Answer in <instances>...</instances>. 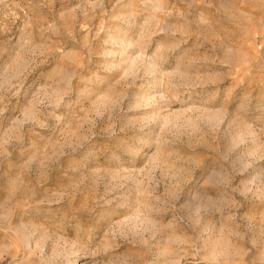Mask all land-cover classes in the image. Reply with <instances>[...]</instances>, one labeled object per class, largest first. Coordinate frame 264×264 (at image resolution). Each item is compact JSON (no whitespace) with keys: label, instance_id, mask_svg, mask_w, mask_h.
I'll list each match as a JSON object with an SVG mask.
<instances>
[{"label":"rangeland","instance_id":"rangeland-1","mask_svg":"<svg viewBox=\"0 0 264 264\" xmlns=\"http://www.w3.org/2000/svg\"><path fill=\"white\" fill-rule=\"evenodd\" d=\"M0 264H264V0H0Z\"/></svg>","mask_w":264,"mask_h":264}]
</instances>
